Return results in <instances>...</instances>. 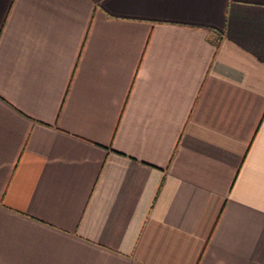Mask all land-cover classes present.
Here are the masks:
<instances>
[{
    "label": "crops",
    "instance_id": "crops-1",
    "mask_svg": "<svg viewBox=\"0 0 264 264\" xmlns=\"http://www.w3.org/2000/svg\"><path fill=\"white\" fill-rule=\"evenodd\" d=\"M0 264H264V0H0Z\"/></svg>",
    "mask_w": 264,
    "mask_h": 264
}]
</instances>
